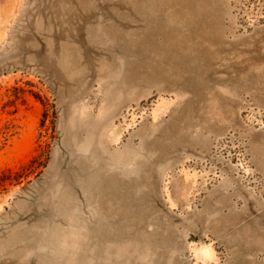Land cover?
Wrapping results in <instances>:
<instances>
[{
	"label": "rangeland",
	"instance_id": "374dc122",
	"mask_svg": "<svg viewBox=\"0 0 264 264\" xmlns=\"http://www.w3.org/2000/svg\"><path fill=\"white\" fill-rule=\"evenodd\" d=\"M0 264H264V0H0Z\"/></svg>",
	"mask_w": 264,
	"mask_h": 264
},
{
	"label": "trees",
	"instance_id": "16d2710c",
	"mask_svg": "<svg viewBox=\"0 0 264 264\" xmlns=\"http://www.w3.org/2000/svg\"><path fill=\"white\" fill-rule=\"evenodd\" d=\"M13 173L15 174V180H19L22 173H20L19 171L14 172L11 169H8V171L4 175H0V180H2L3 176H11V174Z\"/></svg>",
	"mask_w": 264,
	"mask_h": 264
}]
</instances>
